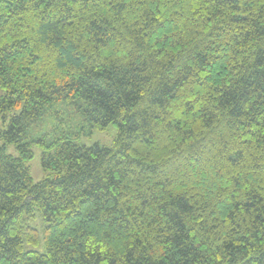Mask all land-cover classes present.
Returning <instances> with one entry per match:
<instances>
[{"label":"trees","instance_id":"obj_1","mask_svg":"<svg viewBox=\"0 0 264 264\" xmlns=\"http://www.w3.org/2000/svg\"><path fill=\"white\" fill-rule=\"evenodd\" d=\"M60 100L114 145L33 138ZM14 108L0 264H264V0H0Z\"/></svg>","mask_w":264,"mask_h":264},{"label":"rangeland","instance_id":"obj_2","mask_svg":"<svg viewBox=\"0 0 264 264\" xmlns=\"http://www.w3.org/2000/svg\"><path fill=\"white\" fill-rule=\"evenodd\" d=\"M20 108H14L7 111L6 121L0 117V130L8 126L11 115L18 113ZM30 133L33 138L47 134L49 137L67 136L74 141L85 144L94 145L99 143L103 146H113L115 143L117 128L111 124L106 129H91L76 104L68 103L64 100L54 102L49 107L42 117L32 124ZM34 156L29 162L31 174L34 182L41 181L48 176V173L42 167V150L38 143H33ZM7 151L11 154H17L14 145L8 144ZM31 224L40 230V236L37 243L25 241L24 248L26 250H38L45 252L42 229L45 224L43 217L39 211H36V216L31 220Z\"/></svg>","mask_w":264,"mask_h":264}]
</instances>
